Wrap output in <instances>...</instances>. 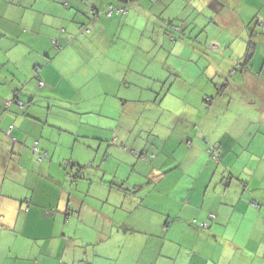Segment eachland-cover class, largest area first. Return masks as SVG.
Returning <instances> with one entry per match:
<instances>
[{
  "label": "crops",
  "instance_id": "1",
  "mask_svg": "<svg viewBox=\"0 0 264 264\" xmlns=\"http://www.w3.org/2000/svg\"><path fill=\"white\" fill-rule=\"evenodd\" d=\"M191 1L106 17L119 1L0 0V264H264V153L248 174L220 163L263 136L264 28L249 23L264 21V0ZM175 17L202 34L171 41ZM249 38L248 66L234 67ZM200 54L214 56L211 76L166 77L171 56ZM108 93L142 102L146 125L124 133Z\"/></svg>",
  "mask_w": 264,
  "mask_h": 264
},
{
  "label": "rangeland",
  "instance_id": "2",
  "mask_svg": "<svg viewBox=\"0 0 264 264\" xmlns=\"http://www.w3.org/2000/svg\"><path fill=\"white\" fill-rule=\"evenodd\" d=\"M213 50L210 47V44L206 46V53L213 54L216 52H220L219 50ZM234 60L237 59L240 55H232ZM211 57H214L213 55H201L200 56H194L193 58L189 55H183L182 57H174L171 56L170 66H174V64L178 63L179 68L184 70L177 69L174 74L178 73L175 80L183 81V83H193L196 84L198 79H203L207 76H211V71L216 70L213 65L211 64L210 60ZM75 64L77 62L75 61ZM171 71H174L171 69ZM187 78V79H186ZM209 79V78H206ZM185 80V81H184ZM109 97L106 101L109 99L115 100L118 99V108L119 110L116 113V117L122 116V129L124 133H130L131 128L135 125L134 122L138 119L140 124L143 126L146 125V123H143L146 118L149 119L152 116V113L148 111L141 110L143 104L142 102H130L127 101L125 97H122V95H118V98L115 94L108 93ZM223 100L228 101L227 98H223ZM234 102L230 105V108H227L226 102L225 104L221 105L219 107V115L220 117L228 116L233 117L234 115ZM171 118H174V115L172 113H168ZM113 116H108L107 121H113ZM134 121V122H132ZM262 125H254L252 127L253 130L259 131V128ZM262 129L260 132H262L263 136L261 134H257V137L251 141L248 135H246L244 138L239 139L238 143L234 147L233 151H231L229 154H227L226 157L221 156L223 159L226 158V161L222 163L223 166H228V168H232L233 173L238 174L241 171H245L248 174V171L250 170V166L247 164V160L251 157L250 154H258L256 156L252 157V164L259 163L263 156L261 155V151L264 153V127H261ZM132 133V132H131ZM239 133V132H238ZM133 134H136V140H138V143H149L150 139L147 133H137L134 132ZM130 141H134L133 139H130ZM130 143V142H129ZM223 151V149H222ZM264 161V160H263ZM229 170V169H228ZM229 171H227L228 174Z\"/></svg>",
  "mask_w": 264,
  "mask_h": 264
},
{
  "label": "trees",
  "instance_id": "3",
  "mask_svg": "<svg viewBox=\"0 0 264 264\" xmlns=\"http://www.w3.org/2000/svg\"><path fill=\"white\" fill-rule=\"evenodd\" d=\"M119 1V3L117 5H112L113 8H115V10L112 12L111 15H107V10H105L103 13L105 14L106 17H112L114 16L115 14H120V13H124L127 11V8L128 6H130L132 3H137L139 0H117ZM149 1H152V0H149ZM177 1H180V0H177ZM182 1V0H181ZM186 2H190L193 4V2L191 0H185ZM87 6H89L90 10H91V16L94 17V16H98L99 15V12L95 6L90 3V2H87ZM190 7V6H189ZM193 7V6H192ZM192 7H190V9L192 10ZM188 8V6H187ZM257 13H254L255 16H253L251 22L249 23V25L252 26V29H250V32H252L253 29H259V28H264V21L260 18V17H256ZM210 16H208L206 13L203 14V16L200 17L201 21H207V20H210ZM166 25H167V31L166 33H168L167 35H169V39L171 41H175L177 39H183L185 37H188L190 38L191 40H196V38H198L202 33H194L193 35L190 33H187L186 32V27L184 26L185 23H184V20L182 19H178V18H172V19H168L165 21ZM90 31V27L89 25L87 24H84L82 26H80L79 30L77 31L76 35L74 37H80V36H83L85 35L86 33H88ZM198 32V31H197ZM253 35V34H252ZM68 41L67 42H70V39H67ZM245 43H246V51L244 53V55H242V57L238 58V59H235L234 60V67H238V66H243V67H247L248 66V63L250 62L251 58H252V55L254 54L255 52V46H256V43L253 42L252 38H249L247 40H245ZM213 50L216 49V47H214V45H211L210 46ZM201 57V54L198 55ZM170 66V65H169ZM171 68L172 67H168L167 69L165 68V70H167V74H166V77L169 78L171 81L170 82H175V78L177 77V75H179L178 73L174 74L176 72L175 71H171ZM235 69V68H234ZM38 70V69H37ZM36 84L43 88L45 87V82L40 78L38 77L37 75L35 77H33ZM259 83H262L264 84V81H261ZM11 100H7L5 102V108L7 109L8 106L11 104ZM14 102L17 103L20 108H25V105H24V102L19 99L18 97H14ZM32 117V116H31ZM12 128V126L10 127ZM10 131L11 129L8 130V134L10 135ZM38 143L36 142L32 147H31V151L35 154L38 155V158L41 160V159H44L46 158V152H43L41 151V149L39 148V146L37 145ZM255 205H257L256 203H254Z\"/></svg>",
  "mask_w": 264,
  "mask_h": 264
},
{
  "label": "built area",
  "instance_id": "4",
  "mask_svg": "<svg viewBox=\"0 0 264 264\" xmlns=\"http://www.w3.org/2000/svg\"><path fill=\"white\" fill-rule=\"evenodd\" d=\"M115 10V8H113L112 6H110V8L108 9V11H107V15H111L112 14V12ZM204 226H207V223L205 224V223H202Z\"/></svg>",
  "mask_w": 264,
  "mask_h": 264
}]
</instances>
